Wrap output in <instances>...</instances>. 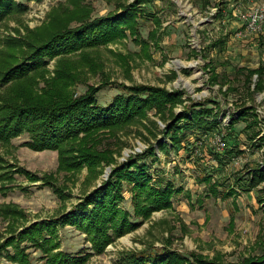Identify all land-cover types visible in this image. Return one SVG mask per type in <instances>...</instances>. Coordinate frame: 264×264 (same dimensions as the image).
Segmentation results:
<instances>
[{
  "label": "rangeland",
  "instance_id": "obj_1",
  "mask_svg": "<svg viewBox=\"0 0 264 264\" xmlns=\"http://www.w3.org/2000/svg\"><path fill=\"white\" fill-rule=\"evenodd\" d=\"M134 1L84 0V3L91 9L93 20ZM14 2L26 9L0 22V52L5 50L4 40L25 42L28 35L47 25L52 13L68 8L70 0ZM263 3L264 0L156 1L145 5L137 16L138 39L143 43L138 44L125 31L123 39L84 51L94 67L84 65L79 52L67 55V61L80 72L77 83L69 88L72 99L79 98L90 87H99L95 98L102 107L118 95L127 96L125 89L136 85L179 92L181 103L171 108L174 114L190 103L204 104L218 112L220 131L206 135L187 131L175 151L162 136L164 122L152 109L129 126L94 138L91 155L100 162L92 172L86 166L78 172L63 171L58 166L57 152H33L21 146L29 141L27 134L7 146L0 145V175L4 176L0 178V210L10 208L20 212L15 221L9 222L0 215V244L8 236L9 224L15 223L17 232L32 223L59 218L106 182L115 168L135 161L145 164L153 179L164 176L183 192L173 197L170 210L152 213L136 230L114 239L102 254L92 256L86 264H120L125 255H153L162 250L184 258L186 264H198L195 256L219 264H240L245 258L260 256L264 252V184L246 192L235 181L237 178L245 181L248 171L258 165L264 170V92L251 98L257 78H252L248 89L244 75L236 70L264 66V27L257 35L236 34L244 30L242 17ZM153 18L159 21L158 25ZM77 26L73 22L69 28ZM150 32L155 34L154 39H148ZM218 38L226 41L221 52L208 48ZM58 61L57 57L47 62L43 79L37 82V92L45 81L54 78ZM209 65L218 74L217 82L211 79ZM244 107L253 108L258 115L259 123L252 132H258L259 136L253 140L251 132L243 131L246 122H252L251 114L246 122L240 121L233 131L228 130L230 119L236 120ZM217 139L224 147L217 146ZM157 141L167 149L158 148ZM150 148L153 155L148 154ZM213 156H218L221 163ZM20 170L35 176L36 181H29ZM122 181L124 200L119 206L133 214L131 187ZM229 188L234 190L231 195L226 193ZM58 236L64 252L89 251L85 236L73 227L59 229ZM32 257L38 254L32 253ZM0 264L10 262L0 256Z\"/></svg>",
  "mask_w": 264,
  "mask_h": 264
},
{
  "label": "trees",
  "instance_id": "obj_2",
  "mask_svg": "<svg viewBox=\"0 0 264 264\" xmlns=\"http://www.w3.org/2000/svg\"><path fill=\"white\" fill-rule=\"evenodd\" d=\"M156 1L161 0H135L91 20V9L84 0H70L68 8H62L61 13H52L47 25L28 35L25 42L4 40L5 50L0 52V90L3 91L0 92V145L7 146L13 139L27 134L29 141L21 146L33 152H57L58 166L63 171L78 172L86 166L92 172L100 162L91 155L92 147L95 146L94 138L98 134L129 126L146 117L147 111L152 109L164 122L162 136L170 141L175 151L179 149L187 131H200L205 135L220 131L218 112L206 108L204 104L190 103L174 114L171 108L181 103L179 92L136 85L125 89L128 91L127 96L118 95L103 107L96 103L95 96L99 87L88 88L79 98L71 97L69 88L77 83L80 72L67 61V55L79 52L84 65L94 67L84 51L123 39L125 31H129L135 42L143 43L138 39L137 16L142 14L140 9L145 5ZM25 9L23 4H17L14 0H0V22ZM153 21L159 24L157 19L153 18ZM73 22L78 26L69 28ZM154 35L150 32L148 39H154ZM209 45V49L222 51L225 41L218 39ZM22 46L25 48L22 49ZM23 53L26 54L19 58ZM57 57L59 61L54 78L45 81L44 88L37 92V82L43 79L45 65ZM209 67L211 79L217 82L215 68L211 65ZM237 73L244 75L248 89L252 85V78H257L251 90V98L264 90V67L239 68ZM250 114L252 122L248 123L246 119ZM257 118L253 108H241L239 117L236 120L230 119L228 130L233 131L234 125L245 121L243 131L248 134L251 132L250 140H253L259 136L258 132H252L259 123ZM156 144L162 150L167 149L163 143L157 141ZM148 154L153 155L152 148ZM212 158L221 163L218 156ZM19 173L31 182L37 179L22 170ZM246 175L245 181L239 178L235 181L244 191L249 192L264 184L261 165L250 169ZM0 178H4L3 174ZM114 178L117 180L112 181ZM121 180L131 187L129 192L133 214L119 206L124 200ZM203 181L209 184L208 179ZM46 184L51 185L49 182ZM209 191L214 193L213 188H209ZM231 191L234 193L230 188L226 193L231 195ZM182 192V188L175 189L164 176L153 179L147 173L145 164L129 161L115 168L106 182L59 218L35 222L17 232L15 223L9 224L8 236L0 244V256L10 264H86L92 256L102 254L114 239L136 230L152 213L170 210L173 197ZM186 196L189 198L188 194ZM19 213L10 208L0 210V215L7 222L15 221ZM65 227H73L82 233L90 245L89 251L81 250L75 254L62 251L58 230ZM32 253L38 254V257L33 258ZM195 259L198 264H219L201 261L197 256ZM120 264L186 263L184 258L170 250H162L153 255H125ZM240 264H264V252L260 256L245 258Z\"/></svg>",
  "mask_w": 264,
  "mask_h": 264
},
{
  "label": "built area",
  "instance_id": "obj_3",
  "mask_svg": "<svg viewBox=\"0 0 264 264\" xmlns=\"http://www.w3.org/2000/svg\"><path fill=\"white\" fill-rule=\"evenodd\" d=\"M243 32H238L237 37H241L242 33L259 34L264 27V3L260 7H256L250 13L242 17ZM218 147H224V143L217 139L215 141Z\"/></svg>",
  "mask_w": 264,
  "mask_h": 264
},
{
  "label": "crops",
  "instance_id": "obj_4",
  "mask_svg": "<svg viewBox=\"0 0 264 264\" xmlns=\"http://www.w3.org/2000/svg\"><path fill=\"white\" fill-rule=\"evenodd\" d=\"M262 35H264V32H263ZM218 39L224 40L223 38H218ZM218 39H217V40H218ZM263 40H264V37H263ZM214 41H215V40H214ZM224 41H225V40H224ZM225 45H226V41H225ZM225 45H224V48H225ZM224 48H223V49H224ZM214 50H217V49H213V51H214ZM217 51H218V50H217ZM222 51H223V50H222ZM219 52H221V51H219ZM258 67H264V66L258 65L256 68H258ZM242 68H244V69H250V68H245V67H242ZM256 68H253V69H256ZM238 69H239V68H238ZM214 72H215V74H216L217 77H218V74L216 73L215 69H214ZM236 72H237V70H236ZM262 92H264V90H263ZM262 92H261V93H262Z\"/></svg>",
  "mask_w": 264,
  "mask_h": 264
}]
</instances>
